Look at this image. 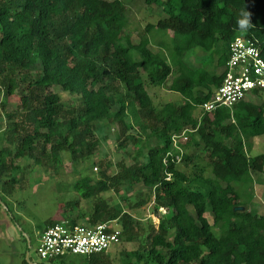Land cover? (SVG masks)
<instances>
[{
  "label": "trees",
  "instance_id": "16d2710c",
  "mask_svg": "<svg viewBox=\"0 0 264 264\" xmlns=\"http://www.w3.org/2000/svg\"><path fill=\"white\" fill-rule=\"evenodd\" d=\"M127 1L165 15L148 24L138 42L125 37ZM244 14L251 21L247 31L237 23ZM158 37L162 49L153 53ZM238 37L255 40L264 59V0H0L2 108L17 102L6 115L9 148L0 149V189L11 193L20 181L14 175L30 162L51 171L88 161L101 143L100 124L117 123L119 149L130 152L131 163L120 160L110 176L112 161H100L98 180L74 183L78 200L65 204L64 215L79 200L94 203L87 218L80 214L72 224L117 222L126 241L144 238L126 264H264V215L249 206L255 183L264 185V154L250 155L252 141L264 137V89L250 95L258 100L247 98L232 109L201 108L222 85L229 46ZM171 78L170 90L183 101L158 107L148 90ZM55 86L78 105L66 107L50 91ZM184 132L189 138L180 152L172 139ZM191 146L205 151V165L194 164ZM21 160L26 164L15 162ZM181 163L193 165L190 175ZM138 184L143 201L153 202L155 213L166 209L170 218L146 227L102 198ZM63 220H48L46 229ZM86 259L111 264L109 254Z\"/></svg>",
  "mask_w": 264,
  "mask_h": 264
},
{
  "label": "rangeland",
  "instance_id": "374dc122",
  "mask_svg": "<svg viewBox=\"0 0 264 264\" xmlns=\"http://www.w3.org/2000/svg\"><path fill=\"white\" fill-rule=\"evenodd\" d=\"M126 3L129 26L125 30V37L130 39L131 42H138L144 35V29L148 24H156L160 18L165 16L156 7L150 8L144 4L128 1ZM162 44V39L158 37L154 44L150 46V50L153 53H157L162 49ZM217 57L215 56V59L213 58L214 60L211 59L209 62L213 63ZM38 70L39 68L36 67L34 72ZM221 71L220 69L217 72L220 74ZM172 79L163 87L149 88L148 91L156 106L160 107L167 102L182 103V97L170 90ZM50 91L59 94L66 107L77 106L79 103L76 97L64 92L60 87L55 86ZM255 97L249 96L248 100H258ZM4 101V91L0 88V149L7 146L3 137L5 130L9 127L10 120L6 115L17 110L16 100L8 102L6 110L2 108ZM259 101L261 102L262 98ZM197 113H199V110H197ZM14 120H17V118ZM127 122L130 123L131 121L127 119ZM99 127L103 129L100 134H97L101 143L88 161L79 162L73 166L66 163L56 169H51V171H45L30 162L23 174L14 175L20 181L18 185L13 187L11 193H4L0 189V264H89L88 259L81 255H69L63 258L62 261L48 263L41 260L38 256L37 246L40 234L48 227V220L55 221L60 217L69 220L70 218H77L80 214L86 215L85 218H87L88 214L91 213L93 200H79L78 207L73 212H68L64 215L67 210L65 204L78 200L73 187L78 179L91 177L94 180H98L100 177L98 162L100 161H112L113 166L109 171L110 176L118 172L120 160L128 164L131 163L130 152L124 153L118 146L117 136L120 133V126L116 123L111 125V127H106L103 124H100ZM135 132L133 131L132 134H135ZM151 142L154 145L155 139H152ZM186 142L180 140L179 143L185 144ZM141 144H144V140ZM128 150H130V147ZM251 150V156L264 154V137L255 138L252 141ZM187 153L195 157L194 164L205 165V151L201 148L191 146ZM15 162L26 164L23 160ZM179 166L188 175L192 173L193 165L185 167L181 163ZM207 172L210 173V169ZM254 179H258L257 174H254ZM144 192L143 186L138 184L133 189L124 188L120 194H116L113 191L104 193L102 198L107 200L111 206L120 204L146 227L150 225V222L156 226L161 218L167 219L171 217V213L164 208L155 213L154 203L143 201L146 199ZM253 195V200L249 204L250 208L254 213L264 215V185L258 182L255 183ZM136 203L139 205L134 206ZM242 209H246V207ZM209 220L212 222V218H209ZM78 224L87 225L85 220H78ZM112 225L121 228L117 222H113ZM143 244L144 238L142 237H137L131 242L126 241L123 237L120 244L113 246L107 253L111 264H126L127 261L131 260L128 254L136 251Z\"/></svg>",
  "mask_w": 264,
  "mask_h": 264
},
{
  "label": "built area",
  "instance_id": "2783aa9c",
  "mask_svg": "<svg viewBox=\"0 0 264 264\" xmlns=\"http://www.w3.org/2000/svg\"><path fill=\"white\" fill-rule=\"evenodd\" d=\"M226 67L222 85L201 106L205 113L215 112L222 107L232 109L254 91L264 89V59L255 40L238 37L232 41ZM188 138L187 132L174 135L173 148L183 152L179 142L188 141ZM181 155L176 157L178 162H181ZM112 224L107 222L92 227L72 224L69 220L57 222L40 234L37 254L41 260L52 263L69 255L90 258L108 253L122 239L121 228Z\"/></svg>",
  "mask_w": 264,
  "mask_h": 264
},
{
  "label": "clouds",
  "instance_id": "9594fccd",
  "mask_svg": "<svg viewBox=\"0 0 264 264\" xmlns=\"http://www.w3.org/2000/svg\"><path fill=\"white\" fill-rule=\"evenodd\" d=\"M238 27L241 31H247L251 27L250 16L248 14H244V17L238 20ZM107 254V253H105ZM102 255V254H101Z\"/></svg>",
  "mask_w": 264,
  "mask_h": 264
},
{
  "label": "water",
  "instance_id": "95a60500",
  "mask_svg": "<svg viewBox=\"0 0 264 264\" xmlns=\"http://www.w3.org/2000/svg\"><path fill=\"white\" fill-rule=\"evenodd\" d=\"M29 247H30V242H29Z\"/></svg>",
  "mask_w": 264,
  "mask_h": 264
}]
</instances>
